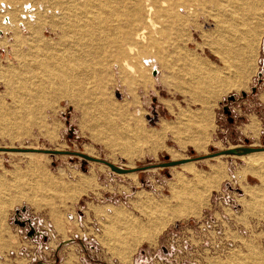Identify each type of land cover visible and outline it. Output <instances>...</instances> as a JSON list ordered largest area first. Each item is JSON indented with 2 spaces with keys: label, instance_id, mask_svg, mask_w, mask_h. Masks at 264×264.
<instances>
[{
  "label": "rangeland",
  "instance_id": "obj_1",
  "mask_svg": "<svg viewBox=\"0 0 264 264\" xmlns=\"http://www.w3.org/2000/svg\"><path fill=\"white\" fill-rule=\"evenodd\" d=\"M43 4L19 26L22 39L13 29L0 30V147L39 154L0 149V264H264V162L253 167L248 156L209 157L228 148L264 147V0H169L168 22L158 15L164 28L146 35L133 54L128 35L139 31L143 17L130 3L111 5L114 16L99 21L73 8L63 16L70 25L64 28L86 29L66 43L73 50L83 45L79 59L98 72L97 82L81 88L88 94L83 100L53 101L52 94L35 99L23 92L22 109L8 91L40 76L25 67L34 61L30 47L43 55L44 44L58 41L51 23L63 18L56 12L54 20ZM7 10L0 1L4 28ZM98 22L102 35H85ZM106 103L117 110L105 114ZM190 117L204 125L205 149L190 141L197 136L186 128ZM252 120L259 122L258 137L244 132ZM136 127L162 134L158 146L140 141L130 149ZM73 151L135 169L118 174ZM187 158L195 171L157 165ZM196 173L205 178L198 184L205 190L201 205L192 210L188 203L182 211L188 216L159 232L156 223L145 226L153 237L137 246V226L148 222L149 208L172 198L178 177L194 183ZM81 187L87 191L79 194Z\"/></svg>",
  "mask_w": 264,
  "mask_h": 264
},
{
  "label": "bare ground",
  "instance_id": "obj_2",
  "mask_svg": "<svg viewBox=\"0 0 264 264\" xmlns=\"http://www.w3.org/2000/svg\"><path fill=\"white\" fill-rule=\"evenodd\" d=\"M0 1L7 3L8 10L5 12L4 15L8 16L10 18V23L5 28L2 26V24L0 22V30L4 29L5 31H7L8 29L9 30L13 29L14 36L17 40H20L23 38V33L21 32V28L19 26L23 25L22 22H26L25 17H27L29 15V13L31 15V12L34 10V6H36V5L39 6L40 2H42V1L44 3L43 7L45 8V12H51L52 18L56 12H57V15L59 12V16H61V17H63L64 15H66V17H67V14L65 12L72 11V9L74 8L76 11L80 12V15H81V13L90 14L89 12H92L93 13L92 15L94 16V20L96 19V21L103 19L104 15L106 18H107V16H108V18H109V16L110 17L114 16L113 11L110 8L111 5H113V4L118 5V3L122 4V2L130 3L133 6L134 15L141 13V15L143 17V26L141 24V28H139V31H136L134 33L133 37L131 35H128V38H130V39L133 38L132 39L133 47L131 45L130 50H129L131 54H133L135 52L136 47H138L137 45L140 44L139 42L145 43L146 35H149V33H151V31H156L157 29H161L163 27L162 25H160L159 22H156V20H155L156 17H158V15L163 14L164 15L162 18L163 21L165 20L168 22L167 14H166L168 12V10H166L165 4L169 0H28L29 2H26V4H24L25 0H0ZM123 4L125 5V3H123ZM27 6L30 7V10L26 11V9L28 8ZM53 6L55 7V9L53 8ZM183 7H185L186 9L189 8L188 12L193 11L192 7H189V5L183 6ZM37 9H38V7H37ZM22 10L26 11V12L23 11L26 15L22 12ZM54 10H56V11L54 12ZM67 13H69V12H67ZM33 14H34V12H33ZM85 15H84V18H85ZM72 17H73V15H72ZM71 18H68V19H71ZM133 19H134V17H133ZM1 20L2 19L0 16V21ZM63 20H64V17L59 19V20H56L57 22L53 21L51 23L52 29L54 30L55 34L58 36V41L53 42V40L51 39V40H49L48 44H44L42 46V48H44V54L43 55H41L42 49L37 48L38 46L37 47L31 46L32 43H35L34 41L31 40L32 41V42H30L31 44L29 43V45L31 46L30 52L33 51L32 56L34 54V56L32 57L34 59V61H33V64L32 63L25 64L26 65L25 67L28 68V67L32 66L36 72L40 71L41 72V74L39 76L40 78L38 76H36L35 82L30 83V81H23V82H20L19 85L17 84L19 86V89L21 90V92H20V90L17 92H15V91L10 92L7 90L10 95L14 96L15 102L17 104H20V106H22V109H24L23 106H25V100H23L24 96L22 94L23 92L26 95L32 94L33 98H35V99H38V98L39 99H42V98L48 99L50 97V95L52 94L51 98L53 97V99H54L53 101H57L60 99H69L70 101L83 100V99H85V97L88 94H85L84 92H82L81 88H84L87 84H89L90 81H92L94 84L97 82L96 79H98V72L96 70H92L90 72V67L88 68L79 59V54L81 51H83V47H81L83 45L78 46V48H76L77 46H74L75 48L73 50V48L71 49V47L66 43V41L68 40V38L70 36L71 37L76 36V35L83 36V33H84L83 29H86V28L80 29V30H83V33L80 30L77 31L76 28L79 29L77 23H76L77 27L75 28V30H74V26H76L75 24H73L72 27L64 28L63 25H66V24H64V23H66V22H64L66 19L64 21ZM91 20L93 21V19H91ZM79 21L82 22L81 20H78V23H79ZM104 21L106 22V19H104ZM87 22H88V20H87ZM112 22L113 21H111V24H113ZM72 23H74V22H72ZM101 24H103V23H101ZM101 24L98 22L99 26L98 25L97 26L93 25L95 27L89 26V30L87 33H85V35L88 36L90 34V36H88V37H91V35L100 37L102 35V33L104 32V31H101L102 30L100 28ZM108 24H109V22H108ZM24 25H25L24 26L25 29H27L28 25H26L25 23H24ZM67 25H66V27H67ZM79 25H80V27H82L81 24H79ZM89 25H90V23H89ZM68 26H70V25H68ZM83 26H84V24H83ZM69 32H70V34H69ZM111 33H117L116 29H113L111 31ZM71 34H73V35H71ZM149 38H150V36H149ZM86 39H87V37H86ZM83 40H85V39H83ZM47 41H45V42L47 43ZM19 43H21V42H19ZM135 45H136V47H135ZM12 46H13V48L15 47L14 44ZM145 47H146V45H145ZM125 63H126V66L130 72H136L134 69V66H131V64L127 61H125ZM27 74H30V72L28 73V71H27ZM216 74H215V77H216ZM217 76L220 77L218 74H217ZM214 80L216 82L217 79H214ZM217 82H218V80H217ZM17 85H16V87H17ZM32 86L34 88H32ZM236 86L237 85H235L234 87L237 88L238 86L237 87ZM241 86L242 85H239V89L242 88ZM8 87H10V85H8ZM95 94H97V93H95ZM95 94L93 93L90 95L96 96ZM102 107H103V111L105 114H111L114 110H117L116 109L117 107H115V105L113 103H106L105 105H102ZM188 120H189V124L186 126V128L189 127L190 130L194 131L192 135H194V136L197 135L194 138L192 137V139L190 140L191 143L194 145V148H196L197 150L205 149V147L209 144V140L207 139V135H205L206 132L204 129V125L203 126L198 125V123H197L198 120H197V122H195L193 117H190ZM203 122L206 123L207 120L203 119ZM259 126L260 125H259L258 120H252V123L248 124L245 127L244 132L253 134L255 137H258L259 136L258 132L260 131ZM136 128H137L136 134L134 133V135L132 136L133 138L131 140H129V142H128L130 145V149L134 150L135 147H137V145L139 146V144H136V143L140 142V141L145 142V143H149V142L152 143L151 147L152 146L153 147L158 146V141L162 137L161 136L162 134L159 135L161 137H159L158 135L156 136L155 134L149 135L148 133H146L144 128H138V127H136ZM199 129L201 131H199ZM188 131H189V129H188ZM178 134L180 135L179 130H178ZM181 135H182V133H181ZM182 141L179 138L177 139V143L178 144L181 143V147H185L186 143L183 144ZM189 142H187V143H189ZM169 151L171 153H174V151H172V149H169ZM30 152L31 151L18 152V153L28 154ZM29 155L30 156L34 155L37 157L39 154L30 153ZM175 156H176V154H175ZM234 156H237V155H234ZM245 156H248V160L250 162V165H252V166L254 165L253 167H255V166L259 167L260 165H262V164H260V162L261 161L264 162V150H256L254 152H250L247 154H241L238 157L244 158ZM219 157H221V155L212 156V158H219ZM193 162L194 161H192V160L191 161H185V162H181L178 165L183 166L184 169H187L189 171H195V166L193 167V166L188 165L189 163H193ZM105 166H108V165H105ZM172 166L175 167L176 165H172ZM256 169H257V167H256ZM212 171H213V169H212ZM131 173H133V172H127L124 174H131ZM183 177L182 178L178 177V181H179L178 186H177L178 189L174 190L172 198L169 201H163V202L155 203L154 206H151L149 208L150 214L148 215L149 216L148 222L146 224L139 222V224L137 226L138 229L143 231L145 226L146 227H153L154 225L158 224L157 226H155L156 229H154V230L156 232L157 231L159 232V231L163 230L165 228V226H167L171 221H173L175 219H181L182 217L188 216V215H186V213H188V212H186V213L182 212L185 210L184 207L187 208L186 205H188V203H189L188 208H190V204H191L192 210L194 208L195 209L198 208L201 205V200L203 198L202 190H204V189L201 190L202 187H199L198 184L200 182H202L203 180H205V178H202L203 176H201L200 173L199 174L196 173V176H195L196 182L193 183V182L186 181L185 178H183ZM82 183H83V181H82ZM83 184L85 186V182ZM84 188L82 189V187H81V190H79L78 193L81 194V193L86 192L87 190ZM74 189H76V188H74ZM205 195H206V193H205ZM173 201H175L176 204H173ZM130 231H134V229L130 228ZM142 231L140 232L139 238L137 239V242H136L137 246L139 245L140 242H142L146 239H149V238L151 239L153 237L152 232L146 233L145 231H143V232ZM146 235L148 238L146 237ZM132 251L133 250H131V252Z\"/></svg>",
  "mask_w": 264,
  "mask_h": 264
},
{
  "label": "water",
  "instance_id": "obj_3",
  "mask_svg": "<svg viewBox=\"0 0 264 264\" xmlns=\"http://www.w3.org/2000/svg\"><path fill=\"white\" fill-rule=\"evenodd\" d=\"M0 149H2L3 151H12V150H17V151H20V152H26V150L28 149H25V148H22V147H10V148H6V147H0ZM37 150V149H36ZM45 150L46 152H49V153H53V154H58L62 151H65V150H61V149H48V148H42L40 149V151H43ZM256 150H264V147H261V146H256V147H253V146H241L240 148H228V149H225V150H221V151H217V152H213V153H210L209 154V157H212L214 155H226V154H230V155H237V156H240L241 154H247V153H250V152H254ZM65 152H69V151H65ZM74 153H76L77 155L83 157L84 159L86 160H93V161H98V162H101V163H105L107 164L110 169L116 173H127V172H132V170H134L135 168H125V167H121V166H116L114 163H112L111 161H108L106 159H101V158H97L95 156H91V155H87L83 152H78V151H73ZM72 152V153H73ZM191 160V158H187V159H180V160H168V161H165L163 163H159L157 165H159L160 167H165V166H172V165H178L180 164L181 162H185V161H189Z\"/></svg>",
  "mask_w": 264,
  "mask_h": 264
}]
</instances>
